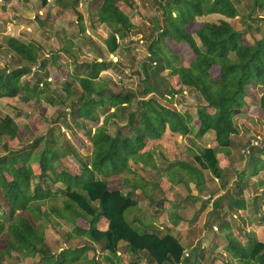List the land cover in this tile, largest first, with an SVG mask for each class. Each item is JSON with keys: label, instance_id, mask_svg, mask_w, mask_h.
<instances>
[{"label": "trees", "instance_id": "1", "mask_svg": "<svg viewBox=\"0 0 264 264\" xmlns=\"http://www.w3.org/2000/svg\"><path fill=\"white\" fill-rule=\"evenodd\" d=\"M55 1L61 3L64 0ZM118 1L101 0L97 6L87 10L88 14L94 16L93 22L104 23L111 28L109 36L105 38L109 52L117 48V37L129 35L135 26L119 7ZM252 1L246 5L249 10L245 14L240 9L241 0H166L161 5L163 21L158 24L157 20L154 24L159 31L149 38L148 60L142 63L140 94L121 86L113 88L118 87L113 81L108 83L99 77L102 64L97 58L80 64L79 73H69L71 80L64 82V97L59 100L64 111L57 120L72 130L68 123V119H72L91 143L90 153L81 160L77 158V152L70 142L64 138L68 154L80 165L79 172H73L62 160L63 153L56 146L57 138L53 132L45 138L44 148L40 152L33 153L41 137L32 140L27 146L28 150H8V140L18 135V126L9 115L0 118V152H4L0 154V209L7 213L5 218L0 219V255L11 256L16 252L17 256L10 264H60L65 262V257L68 264H76L79 258L86 259V254L75 255L76 249L69 248H63L55 254L46 241V229L47 226L58 223V219L67 220L73 226L80 218L88 223L87 229L82 233L87 237L83 247L94 249L93 243L98 244L108 253L106 259L111 263L118 258L121 242L126 244V249L131 253H146L155 264L191 263L192 258L184 257L186 248L175 235L168 231L140 233L132 223L137 221L141 225L143 221L139 217H135L133 221L126 218L127 209L137 205V188L129 177L132 172L129 163L134 156H140L146 140L158 141L170 132L188 137L193 142V148L191 146L188 149L192 152L195 163L192 165L182 161L176 164L186 169L196 181V186L201 187L198 179L202 177V170H208L216 178L222 176L223 169L219 165L217 154L220 151L229 154L234 136L239 133L235 119L241 115L247 116L250 104L257 102L264 112V16L257 15V19L252 20L255 28L258 22L262 27L259 37H255L252 27L248 25L251 29L246 31L250 34L251 41L244 40L242 30L236 29L233 22L227 20L239 18L243 24L246 19H250V10L254 12L258 7L264 11V0ZM74 3L72 0L71 6ZM62 4L68 6V2ZM74 11L81 21L82 13ZM213 13L223 18H219L218 22L202 23L196 31L198 43L186 29V25L197 16ZM38 23L46 26L44 21ZM166 37L176 42H185L194 57L178 67H172L170 56L165 52L164 46H161ZM62 38L65 41L64 35ZM5 40L12 52L10 56L19 65L15 68H0V99L15 97L20 93L19 96L25 102L39 100L48 91L47 82L41 81L42 87H38L21 80L37 61L36 44L9 36ZM59 56L53 54L52 62H57ZM24 60L27 62L20 64ZM107 63L104 61L106 66ZM214 67L217 68L215 75L211 73ZM166 69L177 76L180 86L178 89L161 84V72ZM162 86L171 95L185 89L198 92L202 102L197 104L195 116L187 110L181 112L159 102L158 99H168V95L161 90ZM148 94L151 95L148 97ZM52 97L53 94L47 97L50 103L55 102ZM100 113L104 115L105 122L110 118H119L124 119V123L117 125L113 134L98 127L92 130L84 124L86 120L96 121ZM123 128H128L131 133H123ZM191 131L201 135L213 131L216 146L206 147L195 142L188 136ZM256 145L258 144L246 145V149L252 151L247 163L256 165L254 171L264 167V160L260 157L261 154L264 155V145L260 148ZM144 163L148 164L147 161ZM115 178H122L121 186L129 185L132 188L124 191L121 187L111 186L110 180ZM54 188L63 193V212L55 206L51 207V211L48 206ZM211 196H214L213 191ZM213 198L212 216L207 221L210 225H215L212 220L219 218L216 215L219 214L221 198ZM100 220L101 223L104 222L105 228L99 224ZM217 225L222 228L230 223L224 221ZM225 236L228 240L225 249L238 263L264 264V242L249 240L244 245L230 232ZM21 255L28 262H20ZM196 260L197 263L193 264H199L198 259ZM90 262L95 264L94 259Z\"/></svg>", "mask_w": 264, "mask_h": 264}, {"label": "rangeland", "instance_id": "2", "mask_svg": "<svg viewBox=\"0 0 264 264\" xmlns=\"http://www.w3.org/2000/svg\"><path fill=\"white\" fill-rule=\"evenodd\" d=\"M71 1L72 0L62 1L63 3L68 2L67 6L55 0H46L45 3H43V0H0V68H15L19 65V62H16L15 58L10 56L12 52L9 51L5 40L6 37H15L22 42L33 41L37 46L35 54L37 56V61L32 64L34 67L30 68L29 72L24 75L21 80L25 84L30 86L37 85L38 87H42L41 81H46L48 88L47 93L42 94L39 100L33 99L25 102L24 99L19 96L20 93L15 97L1 98L0 118L4 115H9L13 117L18 126V135L8 140V145L10 146L8 150L11 149L12 152L23 148L28 150L29 148L27 146L30 145V142L37 137H41L42 139L38 146L35 147L33 153L40 152L44 148L45 138H48L49 134L53 132L57 138L56 146L63 153L62 160L73 172H79L80 165L71 154H68L69 152L65 140L67 139L68 142H70L72 148L77 152V158L81 160L90 153L92 147L91 143L79 130V125L74 123L72 119H68V123L72 127V130L67 129L64 124L62 125V123L57 120L59 114L64 111V106L59 103V100L64 97V82L71 80L68 74L79 73L80 64L88 63L94 58H97L98 62L102 64L100 66L99 77L107 80L108 83L113 81L118 86H114L113 88H119L121 86L123 88L135 90L140 94L142 87L140 86L141 83H139V79L141 78L142 63L148 60L149 38L152 37L153 33L156 35L159 31L155 28L154 24L157 20L158 24L163 21L161 5L165 4L166 0H119V7L130 17L135 26L129 35L123 38L117 37L118 46L113 52L108 51L105 41V38L108 37L111 32V28L104 23L93 22L94 16L87 13L88 8L97 6L101 0H74L75 3L74 5L72 4V6ZM252 2V0H241V11L247 14L246 12H248L249 8L248 6L246 8V5ZM74 9L82 13L81 21ZM249 12L251 13L250 19H246L243 24L239 18L227 20L232 21L236 29L242 30L241 35L244 40L251 41L252 38L250 34L247 33L246 29H251L248 27V25H250L255 33V37H259L262 27H260L261 25L258 22V26L255 28L252 20H256L257 15L264 16V11H261L257 7L254 12L251 10ZM219 18L223 17L217 13L200 15L197 16L194 21L187 24L186 29L199 43L196 36V31L199 26L207 21L218 22ZM38 21H44L47 27L41 26ZM62 35H64L65 41ZM161 46H164L165 52L170 56L172 67H178L183 62H188L194 57L192 50L185 42H176L172 38L166 37L161 42ZM53 54L60 55L58 61L55 63L51 60ZM104 61L106 63L108 62L107 66L104 64ZM26 62L27 61L24 60L20 64ZM41 64H43V66H41ZM39 66H41V68ZM211 73L215 75L217 73V68H212ZM161 76V84L163 86L166 85L167 88L168 86H173L177 89L180 87L177 76L172 75L169 69L163 70ZM163 86L161 90L168 95V99H158L159 102L181 112H186L187 110L193 117L195 116V108L198 103L202 102V98L198 92L185 89L171 95L168 91L164 90L166 87ZM260 90H262V88ZM52 94V98L55 100V102L53 101L54 103H50L47 98L48 96L51 97ZM150 95L151 94H148L147 96L149 97ZM255 96L258 98L257 95ZM250 105H256L255 108L250 107V115L247 113V116L241 115L235 119L240 132L238 135L234 136L235 139L232 145V153L234 156H237L238 159H243L242 161L244 163L245 160L246 163L248 162L250 158L249 155L252 152L251 149L250 152L248 149H244L247 144L255 145L257 143L258 145L256 146L259 148L264 145V112L258 107V102ZM206 110L211 111V109ZM66 114L67 113H65V116L68 118ZM104 119V115L100 113L96 121L86 120L84 124L92 128V130L98 127L108 130L113 134L115 133L116 126H120L124 123V119L110 118L108 122H105ZM113 120H115L117 124L114 123ZM121 131L125 134L131 133L128 128H123ZM168 134L169 135L160 138V141L146 140L145 146L140 151V156H134L133 159L130 160L129 166L132 172L129 177L133 181V184L135 183L137 189L143 190L142 186H140L142 183L139 181L141 179H148L150 183L154 184V182L157 181L158 185H162V187H164V195L165 193L166 196L173 195L176 204L174 202H168L164 213L160 211L159 214L154 210V204H149V210L147 197L138 195L137 199L141 201L140 206L145 211L140 219L143 221L144 225L151 230H153V227L158 226L160 228V226H162L159 232L163 233L168 231L176 235L175 230L167 225L170 221L167 218L170 214L168 213L167 216V212H174L173 210L176 209L179 219L183 221L177 228L186 239L188 238L194 245L193 248L185 250L188 252L187 258L191 259L195 257L192 258L190 263L193 264L197 263L196 256L198 257L201 250H204L203 257L208 254V248L202 249L198 244L204 230L203 228H208L210 226L207 221L210 220L212 216L211 211L205 212L207 204H209L206 200L211 198L210 195L212 191H217V187L214 185L215 181L212 179L211 175L208 176V178L204 177L208 185H203L202 190L198 189L197 186H195L196 184H188L190 183L188 172L186 169L180 168L176 164V161L182 158L189 163H193L192 152L188 149L193 145V142L190 141L188 137H181L170 132H168ZM188 136L201 145L211 146L213 143L215 144L213 131H209L203 135L191 131ZM64 138L66 139L64 140ZM165 145L172 146L174 149L169 152ZM3 153V151L0 152V154ZM240 154H244V156ZM234 156L232 157L233 159H235ZM260 156H262V154ZM144 161H148V163L151 161V163L155 162L157 163L156 166L159 163L157 166L158 169H149L150 166L145 164ZM245 165L248 166L250 164L247 163ZM138 182L140 185L137 184ZM121 183L122 178L110 180V185L113 187L120 188ZM124 188L127 191L130 186H124ZM57 189L58 188L53 189L54 191L48 206L51 211H53L51 207L55 206L58 207L57 210L63 212L61 200L64 196L63 193L57 191ZM145 191L144 189V192ZM163 192L161 194L158 192L156 196L159 197L163 195ZM193 194H196L197 201L194 200L195 195ZM207 194H209V196H207ZM185 195L188 197H185ZM204 196L206 197L203 198ZM190 198L193 199L190 201ZM203 200L206 205L201 207L202 210L198 214L199 206L203 204ZM224 202L222 206L225 204ZM226 202L228 201L226 200ZM230 208L231 213H228V211L227 213L219 211V214L216 215L219 218L217 217L218 219L212 220V222H216L215 224L217 225L218 223L222 224L224 221H227L232 223L231 227L239 224L238 221L241 219L237 215V212V216L235 215L236 217L232 216V213L238 208L234 205L230 206ZM8 210L9 209H7V212ZM138 212L140 211L136 209V206L133 208L131 207L126 211V218L131 221L130 216H137ZM6 214L7 213H3L0 209V219L5 218ZM158 215H160L161 218ZM68 217L71 218L69 215ZM101 222L100 220V225L104 224V222ZM132 225L140 231H143V228H145L142 225L139 227V225L135 223H132ZM192 225L199 226L201 228V233L198 232L199 229H195V226L194 229L197 230V232L194 231ZM87 227L88 223L80 218L75 221L73 226L67 220L58 219V223L53 224L51 227L47 226L46 241L51 251L55 254L63 248H69L70 250L76 249L75 255L81 254L83 256L86 254L88 262H86V259L79 258V260L75 262L76 264H93L91 262L89 263L91 259L95 260V264H155L149 259L148 255L142 251H137V254L131 253L130 251L127 252L125 243H120L119 252L117 253L118 258L114 259L113 263H111L106 259L108 253L103 251L98 244L93 243L94 249L83 247L85 238L87 237L82 233ZM195 249L197 250L196 255ZM211 254H209V256ZM218 254L219 253H217V255ZM16 256V252H13L11 256L2 254L0 255V264H10L15 260L14 257ZM22 256L23 255H21L19 261L28 262V259L26 260ZM65 258V262H61L60 264H68V259L67 257ZM218 259L219 257H217V260ZM205 264L207 263L205 262Z\"/></svg>", "mask_w": 264, "mask_h": 264}, {"label": "crops", "instance_id": "3", "mask_svg": "<svg viewBox=\"0 0 264 264\" xmlns=\"http://www.w3.org/2000/svg\"><path fill=\"white\" fill-rule=\"evenodd\" d=\"M250 107L255 108L256 105H254V106L250 105ZM250 107H249V109H250ZM248 114L250 115L249 110H248ZM239 132H240V130H239ZM166 135H169V134H165L164 136H166ZM250 135H251V133H250ZM250 135H249V137H250ZM158 141H160V139ZM165 146L169 152H171V150L174 149V147H172V146H169V145H165ZM203 146H206V145H203ZM214 146H216V144L213 143L211 146H206V147H214ZM246 148L247 147H245L244 149H246ZM233 156H234V154L232 153V148H231L229 154L225 153L224 151L218 152V154H217V157L219 160V165L223 169V174L219 178L212 176V179L215 181L214 185H216V187H217L216 188L217 191L214 192V196H219L221 198L220 199V206L218 208L220 212L224 211L225 213H227V211H228V213L229 212L231 213L230 206L234 205L238 209H236V211H234L232 213V216H235L236 212H237V215L240 217L241 220L238 221L239 224L232 226V227H231L232 223L229 222L230 223L229 226H224L222 228L214 223L215 225L211 224L208 228L206 227V228H203L204 230L202 229L204 234L202 232V235L200 236V241H199L198 245L202 249L208 248V254L205 257H203L204 250H201V252H199V256L197 258L199 261V264H205V262L207 264H238V262L234 258H232L231 255L225 249V247L228 243V240H227L225 235L229 232L232 233L233 236H235L244 245L247 244L249 240H251L252 242H255V241L264 242V167L261 169H258L257 171H254L256 168V165L250 163V165L246 166L245 165V164H247L246 160L244 163L242 161L243 159L240 160L237 158V156H234L235 159H233L232 158ZM260 157L264 160V155H262ZM192 158H193V156H192ZM240 158H242V157H240ZM182 161L187 162V160H183L182 158L178 159L176 162H182ZM151 162H149L148 164L145 163V164L150 166L149 169H151V168L158 169L157 166L159 165V163L156 166L157 163H155V162L151 163ZM194 163L195 162L193 160V163H191V164L193 165ZM150 164H152V165H150ZM177 165L180 168L184 169V167H181L179 164H177ZM204 171H207V172H204ZM206 174H207V176H206ZM210 175L211 174H210V172H208V170H202V177L198 179L201 187L197 186L198 189L201 188L200 190H202L203 185H206V184L208 185V183H206L207 181L205 182L204 177L208 178V176H210ZM212 179H211V181H212ZM189 180H190L189 181L190 183H188L189 185L191 183L196 184L195 183L196 181H194L192 179V176L189 177ZM139 182H141L142 184L140 185ZM139 182H138V184L140 186H142L143 190L136 189L137 193L135 195V198L137 199L138 195H142L143 197H147V200H148L147 205H149V204L153 205L154 204V207H155L154 210L155 211L160 210V211H163V213H164V211L166 210V204L168 202H174L175 203L173 195H171V196L167 195L166 196V193L164 195V192H163L164 187H162V185L161 186L158 185L157 181H155L153 184V183H150V180H148V179H145V180L141 179ZM124 186H129V185H122L121 188L123 187L122 188L123 190L125 189ZM133 186H136L135 183L133 184ZM136 188H137V186H136ZM144 189L146 190L145 191L146 193H149L148 195L144 194ZM158 192L160 194L163 192V195L157 197L156 195ZM191 194H192V192H191ZM149 195H151V196H149ZM193 195H195L194 200L197 201L196 194H193ZM186 196L187 195H185V197ZM207 196H209V194H207ZM214 196L210 195L211 198L206 200V202L208 201L207 203H209V204H207V208H206L205 212L211 211L212 206H213L212 202H213ZM205 197L206 196H204L203 198H205ZM191 199H193V198H190V201H191ZM226 200L228 202H226ZM159 202H161V204H159ZM223 202L225 204H223V206H222ZM202 203L203 204L201 206H199L200 208L198 207L199 208L198 214L202 210L201 207H204L206 205L204 200ZM234 203H236L238 205L236 206V204H234ZM140 205H141V201H139L137 199L136 209L139 210L140 212H138L137 216H135V215L132 217L130 216V219H132V221L135 220V217L141 218L144 215L145 211L143 208H141ZM149 210H150V205H149ZM173 211L174 212H172V211L167 212V216H168V213L170 214V216L167 217L168 220H170L167 223L168 227H171L173 230H175V232H176L175 236L180 240L182 245L186 248L185 250L193 248V246H194L193 242L188 240V238L186 239V237L177 228V226L179 224H181L183 221L181 219H179V216L177 215L176 209ZM158 216L161 218L160 215H158ZM200 216H201V214H200ZM175 220H177L176 224L174 223ZM133 223L138 224L139 227L141 225L145 227V228H143L144 229L143 231H140L137 229L140 233L159 231V229L162 227V226H160V228L158 226L153 227L152 228L153 230H151L148 227H146L144 224L140 225L137 221H133ZM194 226L192 225L193 229H194ZM101 227L105 228L106 226H105V224H102ZM195 227H196L195 229H197V230L199 229L198 232L201 233V228L199 226H195ZM217 228H219V229H217ZM195 229H194V231L197 232V230H195ZM215 231H217V232H215ZM205 233H206V235H205ZM85 239H87V238H85ZM121 243H124V242H121ZM127 252H128V250H127ZM196 253H197V250L195 249V255H196ZM217 253H219V254L217 255ZM209 254H211V255L209 256ZM217 257H219L218 260H217ZM192 258H195V257H192ZM191 261H192V259H191Z\"/></svg>", "mask_w": 264, "mask_h": 264}, {"label": "built area", "instance_id": "4", "mask_svg": "<svg viewBox=\"0 0 264 264\" xmlns=\"http://www.w3.org/2000/svg\"><path fill=\"white\" fill-rule=\"evenodd\" d=\"M187 256H188V252L185 251L184 252V257H187ZM178 264H184V263L181 262V263H178Z\"/></svg>", "mask_w": 264, "mask_h": 264}]
</instances>
